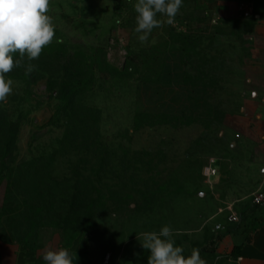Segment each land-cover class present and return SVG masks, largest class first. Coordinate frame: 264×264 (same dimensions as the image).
Returning a JSON list of instances; mask_svg holds the SVG:
<instances>
[{
	"label": "rangeland",
	"instance_id": "374dc122",
	"mask_svg": "<svg viewBox=\"0 0 264 264\" xmlns=\"http://www.w3.org/2000/svg\"><path fill=\"white\" fill-rule=\"evenodd\" d=\"M136 3L50 0L54 38L29 61L37 80L11 79L13 92L3 102L21 127L19 167L12 181L0 175L1 240L59 239L86 246L96 264L107 256L109 264H147L139 233L170 226L185 256L202 252L221 210L244 197L239 170L223 179L207 174L213 158L228 166L234 158L222 131L239 105V53L225 35H214L226 25L212 21L205 3L183 0L175 23L154 28L141 43ZM180 31L190 47L187 77L166 81L162 62L175 58ZM78 103L101 111L94 128L104 148L100 161L61 145ZM212 166L219 170L220 161Z\"/></svg>",
	"mask_w": 264,
	"mask_h": 264
},
{
	"label": "crops",
	"instance_id": "0c3cea01",
	"mask_svg": "<svg viewBox=\"0 0 264 264\" xmlns=\"http://www.w3.org/2000/svg\"><path fill=\"white\" fill-rule=\"evenodd\" d=\"M196 1L208 6L217 24L226 25L223 30L216 29L215 39L225 35L239 53V105L225 120L222 131L225 146L232 150L234 158L232 166L223 158H213V162L220 161L213 176L223 179L239 170L244 185L243 202L236 209L239 220L230 222L224 214L217 221L224 229L217 232L214 228L213 241L200 255L207 264H264V202L255 205L252 198L256 192L264 194V0ZM245 11L250 16L246 17ZM166 56L161 76L166 81H185L182 52L175 51L172 60ZM61 247L69 250L73 264H96L86 246L69 247L59 239L28 245L0 239V264H46L43 252Z\"/></svg>",
	"mask_w": 264,
	"mask_h": 264
},
{
	"label": "clouds",
	"instance_id": "9594fccd",
	"mask_svg": "<svg viewBox=\"0 0 264 264\" xmlns=\"http://www.w3.org/2000/svg\"><path fill=\"white\" fill-rule=\"evenodd\" d=\"M182 6L183 0H137L134 31L139 34L138 40L145 43L154 28L174 24ZM49 10L50 0H0V102H6L13 92V81L7 74L20 66L25 56L29 61L39 58L44 47L52 42L54 24ZM158 15L166 20L158 19ZM16 53L20 58L14 60ZM34 70L35 66L29 64L25 75ZM137 239L150 252L147 264H207L197 248L184 255V248L176 245L170 226H163L159 232H141ZM43 260L46 264H73L69 250L62 247L46 249Z\"/></svg>",
	"mask_w": 264,
	"mask_h": 264
},
{
	"label": "trees",
	"instance_id": "16d2710c",
	"mask_svg": "<svg viewBox=\"0 0 264 264\" xmlns=\"http://www.w3.org/2000/svg\"><path fill=\"white\" fill-rule=\"evenodd\" d=\"M174 35H177L178 37L183 36V40L179 39L175 41V43L180 44V46L174 45L172 50H179L182 52L183 66L186 70V65L188 64V60L190 58V55L187 58V55L190 54L189 42L187 41L188 37L184 36V32L181 31L175 32ZM19 58V53L14 54V60ZM29 64L34 65L33 63L29 62L27 56H25L22 64L18 67H15L10 73H8L7 77L33 85L37 80V74L35 71H33L29 75H25L27 66ZM34 66L35 70L38 69L36 65ZM79 84L82 85V83ZM61 100L64 101L63 98H61ZM78 105L79 107L83 108V110H85V117L84 115L83 118L79 116V113L81 112L78 109L79 107L72 110V115L69 117L70 120L67 122V126H69V128L62 139L61 145L65 149L69 148L70 150L73 149L74 151H79L82 149L86 153L85 157L91 156L97 158L100 161L99 156L104 148L98 144L100 132L94 128L101 121V111L94 106H81L80 103H78ZM74 121L79 123L76 124ZM20 127L21 120L11 119L9 113L3 106V102H0V175L6 173L10 181H12L13 173L19 167V164L17 163V141L19 138ZM79 127L82 129L81 131L85 129V134H83L82 137L80 136L82 132L78 130ZM93 133L95 134L94 136ZM81 138L82 143L78 144L77 141ZM89 161L90 160L88 158L85 160L86 163H90ZM22 162L25 164L24 161Z\"/></svg>",
	"mask_w": 264,
	"mask_h": 264
},
{
	"label": "built area",
	"instance_id": "2783aa9c",
	"mask_svg": "<svg viewBox=\"0 0 264 264\" xmlns=\"http://www.w3.org/2000/svg\"><path fill=\"white\" fill-rule=\"evenodd\" d=\"M244 15L246 17L250 16L249 11H245ZM212 21L214 23L217 22V17H213ZM214 159H212L209 163V167L207 168V174L208 177L211 178L215 174V169L212 166ZM253 203L255 205H260L264 202V194L262 192H256L252 195ZM243 202V199H234L232 202L228 203L226 207L221 210L222 213H224L227 216L228 221L234 222L239 220V216L237 213V207L240 206V204ZM224 229V225L222 223H216L215 224V230L217 232H221ZM219 236V235H218ZM110 256H107L103 264H109Z\"/></svg>",
	"mask_w": 264,
	"mask_h": 264
}]
</instances>
